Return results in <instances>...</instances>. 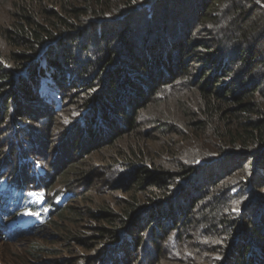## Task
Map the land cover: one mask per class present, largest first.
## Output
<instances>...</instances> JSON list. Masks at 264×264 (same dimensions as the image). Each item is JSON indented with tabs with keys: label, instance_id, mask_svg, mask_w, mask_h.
Instances as JSON below:
<instances>
[{
	"label": "trees",
	"instance_id": "trees-1",
	"mask_svg": "<svg viewBox=\"0 0 264 264\" xmlns=\"http://www.w3.org/2000/svg\"><path fill=\"white\" fill-rule=\"evenodd\" d=\"M133 1H16V18L4 29L11 49L5 57L0 52V127L11 134L0 152V242L16 244L49 227L52 236L66 243L92 241L101 256L87 264H172L181 259V245L188 255L199 252L201 259H215L214 264H264V76L255 78V65L264 62V0ZM139 18L146 21L142 27L136 24ZM204 24L218 38L191 77L182 55L191 45L195 25ZM135 40L145 45L138 50ZM200 46L206 47L203 42ZM177 78L201 89L204 97H213L205 101V117L196 125L202 132L215 128L211 123L217 113L225 122V114L234 109L227 108L229 95L236 97L232 103L238 110L232 113L239 133L225 129L223 135L229 143L249 149L217 155L206 149L190 151L173 158L171 168H155L140 149L131 154H117L115 149L101 159L102 172H107V180L120 176L126 192L145 194L147 204L134 200L129 209L125 203L117 211L77 210L71 204L76 193L67 178L60 179L64 168L55 172V159L51 164L39 152L43 141L38 136L45 138L47 129L36 134L31 122L48 126L58 116L69 115L68 104L81 108L72 125L59 123L57 128L71 147L89 144L84 155L90 156L101 151L97 142L105 133L102 127L111 128L115 144L127 134L120 126L132 131L140 110L164 104L165 91L175 90L172 82ZM227 78L231 83L224 81ZM67 85L74 90L67 91ZM215 88H223L221 95ZM254 94L259 95L255 104L243 102ZM153 116L152 125L158 129L185 135L181 123L165 122L159 113ZM241 160L249 162V173L230 190L235 180L222 182L225 175L233 177L234 170L243 168ZM9 197L13 204L4 214ZM86 216L98 222L91 225L96 231L88 238L71 227L81 225ZM194 231L199 241L209 238L208 246L195 241ZM30 242L28 254L45 259L35 253L45 250L46 241Z\"/></svg>",
	"mask_w": 264,
	"mask_h": 264
},
{
	"label": "rangeland",
	"instance_id": "rangeland-1",
	"mask_svg": "<svg viewBox=\"0 0 264 264\" xmlns=\"http://www.w3.org/2000/svg\"><path fill=\"white\" fill-rule=\"evenodd\" d=\"M16 1L17 0H0V52H2V57H5L6 53L11 49L8 46V42L4 36V29L12 26V23L16 18V15L18 13ZM140 1L141 0H134L133 2L138 3ZM146 13H149V11L147 10ZM147 20L149 24L152 21L148 17ZM145 22V20L143 21L139 18L136 24L142 27V24H144ZM156 23L158 25L162 24L158 22V20H156ZM138 25L136 26L138 27ZM209 27V24L199 26L195 25V30L193 31L191 37L192 40L190 41L191 45L189 46L188 50L182 55L185 58V68L188 69L191 77H195V75L198 74L200 68L202 67V61H204L203 58H205V52L214 47L216 44L214 38H218V36L214 35V30L212 28L210 29ZM181 35L182 33L180 34V36ZM134 42L138 50L142 48L143 45H145L139 43V41L137 40H135ZM202 42L204 45H206V47L200 46ZM194 47H199V49L194 51ZM262 53L264 54V48L262 49ZM2 57L0 56V58ZM177 69L178 67H175V70ZM255 70V78L259 80L264 76V62L262 64L255 65ZM169 76L170 75H168L167 78H169ZM179 79L183 80V78H177L176 81L172 82L173 84H176H172L173 89H175L172 93L167 90L165 91L168 99H166L164 104H162L163 106H156V109L158 108L157 111L156 109L152 111H149L148 109L140 110V112L136 116V123L138 125L134 126V129L132 131L125 126H120L127 134L119 138V140L116 141L115 144L112 143L114 136L112 137L111 128L109 129L102 127L105 133H102L101 139L97 142L99 143L97 146L101 148V151H97L95 154L93 152L90 156L84 155V153H86L90 147L89 144H86L84 141H82L78 144V146L71 147L70 141H65L64 134H62V132L57 128V125H59V123L64 127H68L69 124L72 125V120L78 119L82 114L83 111H81V113L79 112L81 108L68 104L69 106L67 105L68 108L65 112H67L69 115L66 116L65 114L61 117L58 116L57 121L53 123L51 122V124H49L48 126L42 125V123L38 122L37 120L31 122V125L35 129L36 134H39L40 131H44L45 129H47L45 138H43L42 136H38V138L42 139L43 141L42 147L39 149V152L41 153V156H43L49 163H53L55 159V163H53L55 172L58 171V173H60L62 168H64L63 175L60 179L64 177L67 178V180L69 181L67 184H69V186H71V189L76 193V197L74 198L75 200L73 199L74 201L72 200L73 202H71V204L74 203L77 210L79 208L85 210L87 207H92L100 209L106 208L117 211V209H119L120 207L119 205L125 203H127L128 205L130 201L134 200H137V202H139V205L147 204L148 200L145 194L143 195L136 192H126V188L128 187L126 185H123L124 187L121 185L120 176L112 180H107L109 177L108 175H105L107 174V172H102V169L100 168L102 165L101 159H107L109 156H111V153H113L115 149H117L115 151V153L117 154H125L127 152L130 154L136 153L137 150L140 149V151L144 153L143 157L147 159L149 156L151 157L155 168H159L160 165L171 168L173 166V158L178 156L179 158H181V154H186L190 151H200L202 149H206L209 153L217 155L221 154L222 152H227L233 148H245V146L240 147L237 142L235 145H233L232 142H230V144L229 139L224 138L223 135V132L226 133V130H232V134L236 133L235 136H237V133H239V128H237V126L235 125L236 117H234V114L232 113L234 110L236 112L238 110L236 107L237 104L232 103V101L237 102V98L230 97L229 95L230 101L228 102L229 106L227 108L231 107L234 109L232 112H227L225 114L224 123L220 122L222 115L217 113L215 116H213L214 121L211 123V125L213 127L215 126V128H217L218 130H216L215 128H208L203 129L202 132L201 130H199V128L196 127V125L197 122L205 117V101H211L213 97H204L201 89H196L194 88V85L191 84L182 83L181 81H179ZM224 81H226V83H231L232 79L227 78ZM218 86H220V83ZM208 89L211 90L209 87ZM222 89H219L220 91H218V88H215V92L217 91L218 95H221L220 93L223 92L221 91ZM66 90L72 91L74 89L71 85H67ZM234 90H236L234 86L231 87V92ZM158 95H162V92L160 91ZM217 99H213L214 102H216ZM250 100H253V103L255 104L259 100V95L254 94L251 96V99H249L247 96L246 98H244L243 102L247 103V101ZM188 110L190 112L187 114L186 112ZM84 111L86 112V110ZM158 113L160 117L167 119L164 120L165 122L172 121L181 123L183 127L182 131H184L185 135H177L171 133L170 131H166L165 129L160 130L158 129V126H153V115ZM89 115L90 114H88V116H85L84 118H86L87 120ZM242 117H246V114H243ZM254 117L255 116H251V118ZM241 119L239 118L238 122L241 121ZM86 120H83L85 125ZM187 121H189V124ZM118 124H120V122ZM3 127L4 125L0 127V147H3L0 148V152L1 149L4 150L7 147L9 140H11V134H8ZM221 135H223L222 139L219 138V136ZM63 140L65 141V143H62ZM95 143L96 142H93L91 145L93 146L95 145ZM245 149L249 148L246 146ZM54 153H57L55 157H53ZM1 159L2 157H0V160ZM241 161H243V168L236 169V172L234 170L233 172L235 174L233 172L232 173L235 176L233 177H231V173L225 175L227 180L226 182H222L223 184H226L229 179L235 180L230 190L235 188L238 179L247 176V174L249 173V162H244V160ZM62 182L63 181L60 180L59 184L64 183ZM245 188L247 189V186ZM260 193L264 194V188L260 190ZM78 194H82V197H77ZM126 208L129 209V205L126 206ZM232 212L234 213V215L237 213L236 211ZM53 218H56V216L54 215ZM86 219L87 220L83 221L81 225L71 227L73 231L84 234L86 236L85 238H88L89 236H91L89 234H91L92 231H96L95 226L98 225V222L90 220L87 216ZM52 231L53 230L48 227L43 231L41 230L33 234L38 236L30 237L27 239L20 238L16 244L8 243L7 246L4 244L5 242H0V259L2 264H56L57 261H60L58 264H87L90 261L96 260L101 256H98L99 252L96 251V246L93 247L92 241L89 243L83 242L80 244L76 242L66 243L64 238L62 240L60 236H52ZM198 237V231H194L193 238H195V241L199 242L203 246H208L207 242L209 241V238H206L205 242L204 240L199 241L197 239ZM201 238L203 239V236ZM31 239H37L39 243H42V240L46 241L45 244H43L45 250H43L41 253H35V255L39 254V256H42L45 259H41L39 261L28 254ZM161 246L164 249L167 248V242L166 245L162 244ZM49 250H53L55 253L47 254L46 252ZM181 252H183L182 256H180V254L177 255L180 256L181 259L175 260L176 263L172 264H214V262H216L215 259L208 260L206 257H202V260L201 254H199V252L188 255L185 247H183L182 245ZM166 256L167 259L168 256L170 257L169 254H166ZM212 258H214V256H212ZM160 264L171 263L162 261Z\"/></svg>",
	"mask_w": 264,
	"mask_h": 264
}]
</instances>
